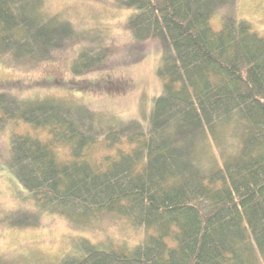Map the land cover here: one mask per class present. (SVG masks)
I'll use <instances>...</instances> for the list:
<instances>
[{
  "label": "trees",
  "instance_id": "obj_1",
  "mask_svg": "<svg viewBox=\"0 0 264 264\" xmlns=\"http://www.w3.org/2000/svg\"><path fill=\"white\" fill-rule=\"evenodd\" d=\"M97 1L128 11L134 45L159 48L161 91L141 106L148 112L140 109V117L15 91L120 86L83 80L106 71L100 34L44 14L42 0H0V57L11 66L55 62L81 40L69 78L0 83L15 193L72 223L104 214L152 230L130 248L79 238L56 264H264V35L230 13L235 0ZM217 15L221 26L214 29ZM0 264L22 263L0 255Z\"/></svg>",
  "mask_w": 264,
  "mask_h": 264
},
{
  "label": "rangeland",
  "instance_id": "obj_2",
  "mask_svg": "<svg viewBox=\"0 0 264 264\" xmlns=\"http://www.w3.org/2000/svg\"><path fill=\"white\" fill-rule=\"evenodd\" d=\"M41 6L44 14L67 19L77 30L100 34L103 43L108 46L110 58L102 66L106 71L97 72L83 80L98 78L101 82L106 80L112 86L120 87L108 91L101 88L96 91H67L33 85L31 89L24 87L22 90L19 87L15 91L29 97L48 94L66 100L84 101L108 115L140 117V109L143 111L141 106H146L148 100L161 91L162 81L155 72L160 61V51L154 42L133 44L125 25L128 11L110 2L97 0H42ZM230 13L246 19L259 34L264 35V0H235L234 12L230 10ZM221 16L212 17L214 29L220 28ZM76 41L81 42L75 40L69 43L55 62L33 64L30 68L11 66L0 57V83L14 79L24 84L34 83L50 76L69 78L67 66ZM142 54V58L137 60ZM118 81H122L123 86ZM145 110L143 113L148 112L147 108ZM17 127L22 131L37 133L42 138L47 137L45 132H36L29 125L19 124ZM8 132V127H0V219L7 216L5 222L0 223V255L18 259L22 264H56L66 252L73 249L79 238L97 244L130 248L152 232L151 229L145 231L132 226L124 217L102 214L87 218L85 222L72 223L61 214L34 209L30 199L15 193L19 184L7 166L10 154ZM214 151L212 146L208 155ZM98 152L101 153L99 149ZM95 155L98 156L96 152ZM17 217L31 220V223L16 225Z\"/></svg>",
  "mask_w": 264,
  "mask_h": 264
}]
</instances>
